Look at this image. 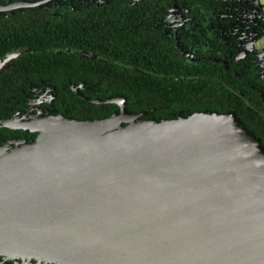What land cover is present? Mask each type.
Returning <instances> with one entry per match:
<instances>
[{"label":"water","instance_id":"95a60500","mask_svg":"<svg viewBox=\"0 0 264 264\" xmlns=\"http://www.w3.org/2000/svg\"><path fill=\"white\" fill-rule=\"evenodd\" d=\"M32 115L0 144V264H264V144L236 112Z\"/></svg>","mask_w":264,"mask_h":264},{"label":"flooded vegetation","instance_id":"af4514ba","mask_svg":"<svg viewBox=\"0 0 264 264\" xmlns=\"http://www.w3.org/2000/svg\"><path fill=\"white\" fill-rule=\"evenodd\" d=\"M114 3L123 6L104 7ZM72 4L83 7L82 11H73L81 13V42L74 41L77 35L68 29L70 39L55 50L74 53L82 61L67 73L72 81L67 80V74L61 83L51 82L49 74L27 83L14 80L22 73L15 70L22 64L18 63L20 55L30 47L0 54V144L12 137H31L32 132L17 126L34 113L81 117L85 116L83 109L92 104L104 105L103 111L109 112L124 106L144 116L163 111L166 104H144L136 94L119 93L115 81L165 78L168 69L170 78L166 80H221L228 88V108L238 109L264 142V0H0V16L35 11L38 6L61 16L69 12L63 6ZM145 15L152 23L148 19L136 23L143 22L140 16ZM69 61L75 62L71 58ZM184 63L196 74H185ZM95 69L115 84L96 92L98 81L88 82L85 73ZM168 83L170 88L172 83L183 86L180 81ZM67 94L69 99H80L77 105L70 104ZM83 101L90 104L83 105ZM9 117L16 120L9 124L11 127L4 123Z\"/></svg>","mask_w":264,"mask_h":264},{"label":"trees","instance_id":"16d2710c","mask_svg":"<svg viewBox=\"0 0 264 264\" xmlns=\"http://www.w3.org/2000/svg\"><path fill=\"white\" fill-rule=\"evenodd\" d=\"M78 4V3H77ZM72 4L70 7L63 6L69 11L61 16L52 13L53 10L46 9L43 6L34 8L35 11H13L7 16H0V54L5 53L15 48L30 47L28 51H25L20 55L21 60L15 66V70L19 69L20 75L15 76L23 79L25 83L28 81L38 80V77H46L51 75V82L61 83L66 81L65 74L70 73L71 67H78L82 64V61H78L76 54L68 52L66 50L56 52L59 47L65 46L68 29L74 31L77 35L73 40L81 42L83 36V22L81 19V13H73V11H82L83 7ZM122 4L114 3L112 5H105L104 7H122ZM57 11V10H56ZM143 22L136 21V23H145V19H148V23H152L150 16H140ZM129 23V21H126ZM52 51L49 52L48 50ZM69 58L74 59L75 62L69 61ZM55 59V60H54ZM84 60V59H81ZM24 66V67H23ZM167 66H170L167 64ZM22 68V70H21ZM184 73L188 72L191 75H195V70L189 66L188 63L183 65ZM98 71V70H97ZM160 71V70H157ZM88 82L98 81L96 85V92H100L103 88L112 87L115 82L119 84V93H129L131 96L136 94V97H141L144 104H149L153 101L155 105L166 104L165 110L159 112L146 114L143 117L160 119L162 117H171L178 114L185 115L192 111L197 110H217V111H234L241 118L242 114L239 110H232L228 108V88L226 85H222L221 80H214L212 83L209 80L184 79V80H166L170 78V70H166L165 78L162 76H153L151 79L145 80H129L126 78L107 79L101 77L96 69L94 71H85ZM69 75V74H67ZM72 78L69 75V79ZM169 82L180 81L183 86L180 87L172 83L173 88H170ZM0 97H3L0 94ZM68 97V94H67ZM230 99V98H229ZM77 98L68 97L70 104L77 105ZM182 100V102H181ZM83 105H89V102L83 101ZM181 102V103H180ZM104 105L92 104L90 107L83 109L85 116H74L69 114L70 117L79 119L95 118L93 113L106 112L104 115L101 113L98 117H103L111 112L109 109L103 111ZM128 111L135 112L126 107ZM158 113V115L156 114ZM1 114V111H0ZM88 114V115H87ZM242 119V118H241ZM243 120V119H242ZM244 121V120H243ZM245 122V121H244ZM245 124L252 129L258 136L254 128L245 122ZM262 141V139H261ZM264 144V142L262 141Z\"/></svg>","mask_w":264,"mask_h":264},{"label":"rangeland","instance_id":"374dc122","mask_svg":"<svg viewBox=\"0 0 264 264\" xmlns=\"http://www.w3.org/2000/svg\"><path fill=\"white\" fill-rule=\"evenodd\" d=\"M261 42H264V38L261 40Z\"/></svg>","mask_w":264,"mask_h":264}]
</instances>
